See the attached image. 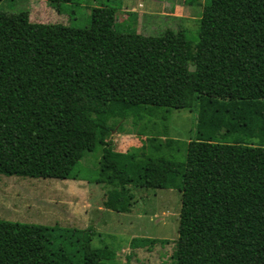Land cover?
Listing matches in <instances>:
<instances>
[{
    "label": "trees",
    "instance_id": "trees-1",
    "mask_svg": "<svg viewBox=\"0 0 264 264\" xmlns=\"http://www.w3.org/2000/svg\"><path fill=\"white\" fill-rule=\"evenodd\" d=\"M115 21L108 6L85 28L0 12V174L77 180L101 146L93 181L108 187L106 208L130 212L133 186L180 190L173 264H264V0H206L197 43L182 28L153 36ZM172 108L197 109L185 161L167 124L158 131ZM126 125L146 144L118 151ZM95 234L0 218V264L115 261Z\"/></svg>",
    "mask_w": 264,
    "mask_h": 264
},
{
    "label": "rangeland",
    "instance_id": "rangeland-1",
    "mask_svg": "<svg viewBox=\"0 0 264 264\" xmlns=\"http://www.w3.org/2000/svg\"><path fill=\"white\" fill-rule=\"evenodd\" d=\"M138 0H76L71 3H51L49 0H0V12L29 11L31 21L62 23L77 28L90 26L95 7L108 6L116 10L115 28L120 32H135L158 36L167 28L185 29L188 39L199 40L200 19L206 0H166L168 8L178 6L180 15L173 18L148 9V3ZM159 1V0H158ZM138 8H137V7ZM152 8V7H151ZM126 11H128L126 13ZM193 68V67H192ZM166 110V109H165ZM167 120L159 119V130L165 123L169 135L182 141L180 160H186V142L196 137L197 109H168ZM163 113V112H162ZM124 129L133 136L125 148H120ZM113 135L115 148H140L135 128L126 125ZM138 130L149 133L143 123ZM142 136V135H141ZM144 136V135H143ZM138 141V142H137ZM102 147L87 151L75 167L80 179H56L7 176L0 174V218L63 227H92L96 234L92 244L110 246L118 251L115 261L108 264H173L180 223L181 192L176 188H143L133 186L135 201L130 212H117L104 206L108 187L96 183ZM134 237H150L160 242L134 248ZM163 240H169L164 243Z\"/></svg>",
    "mask_w": 264,
    "mask_h": 264
},
{
    "label": "crops",
    "instance_id": "crops-1",
    "mask_svg": "<svg viewBox=\"0 0 264 264\" xmlns=\"http://www.w3.org/2000/svg\"><path fill=\"white\" fill-rule=\"evenodd\" d=\"M137 2H138L139 6H141V5L143 6L145 4L144 2H146V4L148 3V9H156L155 12L154 11L153 12L145 11L147 14L148 13H152V14L161 13V14H165L169 17H173V18L186 17L185 15H180L178 6L169 9L168 6L166 5V3H167L166 0H159V1L158 0H138ZM127 12L128 11H126V13ZM129 130L130 129H128V130L124 129L123 130V131H126L127 133L125 136H123L124 138L122 139V144L120 145V148H125L126 145L128 148L129 145L127 142L133 138L131 133H128ZM137 137L139 138V142L137 141L138 143L143 144L144 141H146V136L137 135ZM120 148H117V150L122 151V152L127 151V149H120Z\"/></svg>",
    "mask_w": 264,
    "mask_h": 264
}]
</instances>
